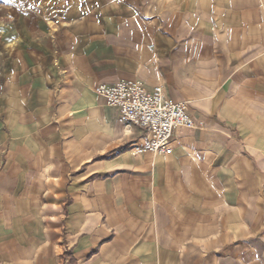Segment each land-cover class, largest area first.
Wrapping results in <instances>:
<instances>
[{
	"label": "crops",
	"instance_id": "0c3cea01",
	"mask_svg": "<svg viewBox=\"0 0 264 264\" xmlns=\"http://www.w3.org/2000/svg\"><path fill=\"white\" fill-rule=\"evenodd\" d=\"M121 80L203 127L135 154ZM261 214L264 0H0V264H264Z\"/></svg>",
	"mask_w": 264,
	"mask_h": 264
},
{
	"label": "built area",
	"instance_id": "2783aa9c",
	"mask_svg": "<svg viewBox=\"0 0 264 264\" xmlns=\"http://www.w3.org/2000/svg\"><path fill=\"white\" fill-rule=\"evenodd\" d=\"M95 93L118 110L119 124L145 130L147 141L134 150L137 155H169L173 152L172 142L178 129H198L204 125L190 114L189 102L169 99L162 85L149 89L139 80H121L112 85H100Z\"/></svg>",
	"mask_w": 264,
	"mask_h": 264
},
{
	"label": "rangeland",
	"instance_id": "374dc122",
	"mask_svg": "<svg viewBox=\"0 0 264 264\" xmlns=\"http://www.w3.org/2000/svg\"><path fill=\"white\" fill-rule=\"evenodd\" d=\"M46 198H45V201H52L56 198V195L53 194V193H49V194H45ZM65 212H67V210L65 209ZM257 216V215H255ZM257 218L259 219V225L257 224L255 227L259 226V231H256L254 234V238H250L248 241L243 237L244 235H242L241 233H239V240L236 241V242H233V241H230L228 240L227 242L223 239V246H222V249H223V253H225L226 249H230V248H234V246L236 245L238 248H239V252H240V249H241V252H245L246 251V246L247 244H253L254 246V249L255 250H258V251H261L264 250V245L261 243V242H264L262 241V233L264 231V229H261L262 226H264V214H261V216H257ZM256 218V220H257ZM243 236V237H242ZM241 237V238H240ZM247 243V244H246ZM64 251H68L67 249L64 250ZM233 251V250H232ZM62 262L63 264H70V259L69 257L66 255V252L63 253L62 255ZM238 264H243L241 261H238Z\"/></svg>",
	"mask_w": 264,
	"mask_h": 264
}]
</instances>
